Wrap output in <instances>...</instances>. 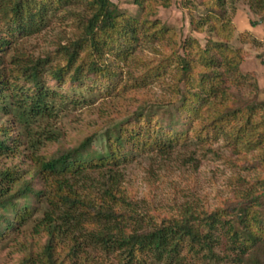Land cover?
<instances>
[{
    "label": "trees",
    "instance_id": "trees-1",
    "mask_svg": "<svg viewBox=\"0 0 264 264\" xmlns=\"http://www.w3.org/2000/svg\"><path fill=\"white\" fill-rule=\"evenodd\" d=\"M135 1L143 9L171 2ZM227 2L180 0L191 30L211 36L204 46L187 38L184 53H168L164 44L153 47L161 56L156 62L136 52L144 40L153 46L168 37L166 25L147 15L131 17L111 0H0V114L13 123L0 124V156L25 160L0 170V238L9 229L14 234L27 226L38 229L32 241L20 242L18 264H76L81 247L114 257L117 264H264V115L258 103L239 102L226 85L228 74L238 69L236 52L221 38L230 36L222 32L231 27ZM73 4L84 10L74 12ZM250 7L264 13V0H252ZM58 11L72 15L81 32L59 41L44 58L16 56L6 63L14 40L48 27ZM258 56L264 67V53ZM130 65L143 69L126 71L124 78L121 68ZM171 66L176 73L169 96L152 102L143 95V105L120 116L101 109L100 116L109 120L78 145H65L51 126L68 106L92 104L80 90L86 81L89 93L96 87L103 101L139 93ZM49 82L67 83L76 92L61 93ZM13 128L23 137L11 135ZM220 136L237 147L239 158H227L228 163L262 175L247 179L234 172L225 190L215 191L213 203L191 185L180 188L188 192L185 201L169 210L153 208L146 197L134 198L127 170L139 158L163 168L177 153L180 166L195 172L196 151ZM50 143H57L55 151H41ZM254 150L257 157L250 154ZM40 232L46 235L43 242Z\"/></svg>",
    "mask_w": 264,
    "mask_h": 264
},
{
    "label": "rangeland",
    "instance_id": "rangeland-1",
    "mask_svg": "<svg viewBox=\"0 0 264 264\" xmlns=\"http://www.w3.org/2000/svg\"><path fill=\"white\" fill-rule=\"evenodd\" d=\"M117 4L121 10L131 17H139L140 15H147L149 19H158L166 25L169 35L161 43H154L153 46L147 42L142 41L141 45L136 52L137 56L142 60H154L158 61L161 56L157 55L153 49L163 48L161 44H164L166 52L175 53V51L184 53L182 45L187 38L193 36L199 43L204 46L210 38V34L207 31H192L190 26V18L188 10L182 7L179 3L180 0H170L168 7L156 3L154 8L150 6L143 9L135 0H111ZM159 1V0H158ZM226 11L227 18L231 22L230 29H223L222 32L229 33L228 39L221 37L228 41L229 48L234 50L235 62L238 63V69L230 73L229 87L232 94L235 95L239 102L252 101L258 103L259 110L264 115V67L260 63L259 54L264 53V22H261L264 13H255L250 7L252 0H227ZM73 4L69 9L74 12H80L84 10L83 5ZM146 5V4H145ZM59 6V5H58ZM50 24L43 30L27 37H17L15 43L5 53L6 63L13 61L16 56H30L33 59L44 58L47 54L54 51L55 46L59 41L62 44L66 39H71L77 32H81V28L74 21L72 15L58 11V14L52 16ZM252 22H259L256 25H252ZM192 37V38H193ZM194 45V44H193ZM192 51H194V46ZM13 48H15L13 50ZM214 54V51H212ZM175 66H171L164 71L157 78L152 79V83L148 88L141 89L138 92L131 94L120 93V95L112 98H107L102 101L101 93L95 87V90L89 93L90 83L85 82L82 86L83 95H87L88 102L92 101V104L84 107H72L68 106V110L64 115H61L58 120H52L51 126L54 130L58 131L60 140L68 147L78 145L85 137L91 134L94 130H101V128L109 119L108 117H101L99 111L104 108H109L110 115L120 116L124 113L132 112L138 108L139 105H143L141 102V96L146 95L149 100H160L170 95V91L167 86L174 81V75L176 73ZM143 69L142 65H130L121 68L124 78L127 76V72L132 74H138ZM231 82V83H230ZM48 86L61 93H67L73 95L76 91L74 88H70L69 84H57L56 82H49ZM78 90V89H77ZM75 91V92H74ZM89 93V94H88ZM145 105V104H144ZM107 120V121H106ZM11 123V117H5L0 114L1 123ZM105 122V123H104ZM10 125H13L11 123ZM13 128L10 131L11 135L20 134L21 130H15ZM221 134V133H220ZM12 143V141H10ZM25 141L24 143H26ZM101 143L96 142L95 147L99 148ZM236 146L225 142L223 137H219L216 141H212L210 146L204 147L201 151H196V159L198 160L199 167L193 172L191 168L180 166L177 153L173 156L168 166L163 168L159 165L151 164L147 157L139 158L135 163L129 166L127 170L131 187L136 190L134 198L142 199L147 198L150 200L152 207L162 205L166 210L172 208L173 204H178L185 201L184 194L188 192H181L180 188L188 190L189 186H193V189L200 196H207L209 203L215 202V191H224L225 184L228 178L234 173L238 172L239 175L245 176L247 179H253L259 175H262L261 171L253 169L252 171H243L239 167L233 166L228 163V159L231 162L239 158L233 151ZM48 149V153L57 149V143L46 144V148H41V151ZM195 148L188 149L190 152L195 151ZM237 149V147H236ZM212 150L213 153H208ZM185 152V149H181V154ZM180 154V155H181ZM206 154V155H204ZM251 156L257 157V151H251ZM228 158V159H227ZM227 159V160H226ZM243 159V157L241 158ZM24 157L17 158L0 156V170L7 168L8 165L15 163L16 165H24ZM244 163V162H243ZM240 165L242 163H239ZM149 166H152L148 172ZM158 168V169H157ZM154 170V171H152ZM193 172V173H192ZM153 174V176H151ZM156 183V185H154ZM149 203V202H148ZM28 228V229H26ZM25 230L19 231L17 234L8 230L7 234L0 238V264H18L21 252L19 251L21 246L20 242L29 243L32 241L31 234L37 232L33 227H26ZM41 241L46 239L45 233H38ZM68 236V235H67ZM73 237V236H72ZM79 258L76 264H84L85 260H93L95 264H117L114 257L102 256L89 248L81 247L79 249ZM186 251L184 250L183 253ZM20 255V256H19Z\"/></svg>",
    "mask_w": 264,
    "mask_h": 264
}]
</instances>
